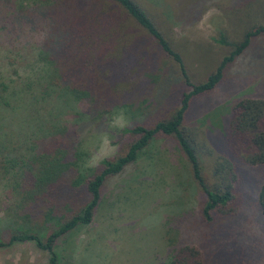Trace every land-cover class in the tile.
Returning a JSON list of instances; mask_svg holds the SVG:
<instances>
[{"label":"rangeland","instance_id":"374dc122","mask_svg":"<svg viewBox=\"0 0 264 264\" xmlns=\"http://www.w3.org/2000/svg\"><path fill=\"white\" fill-rule=\"evenodd\" d=\"M134 1L167 35L195 84L204 81L228 53L229 47L217 42L221 34L227 42L237 41L244 28L264 21V0ZM51 5L50 0H0L1 219L10 214L16 199L2 162L10 153L21 155L30 150L33 144L28 138L39 135L40 123L76 129L89 165L95 166L120 152L117 142L123 127L167 112L178 98L164 95L179 88L178 95L186 87L163 59L156 69L162 74L155 99H166L164 103L143 98L140 105H119L97 114L89 108L88 118L82 119L78 115L86 106L71 103L60 113L59 105L67 97L59 100L46 87L42 77L47 69L38 55L47 31L42 11ZM144 43H148V52H154V45L146 39ZM242 99L264 100V34L252 40L214 90L191 101L185 117V125L197 130V138L212 155L231 158L238 177L234 215L213 214L207 223L202 219L203 197L186 160L172 139L160 137L135 164L108 180L91 224L59 240L57 251L63 263L169 264L173 244H192L200 248L207 264H264V223L258 205L264 166L246 165L229 155L225 135L231 107ZM201 159L208 174L212 159ZM0 264L49 263L46 253L24 243L0 250Z\"/></svg>","mask_w":264,"mask_h":264},{"label":"trees","instance_id":"16d2710c","mask_svg":"<svg viewBox=\"0 0 264 264\" xmlns=\"http://www.w3.org/2000/svg\"><path fill=\"white\" fill-rule=\"evenodd\" d=\"M50 1L51 7L42 11L47 31L38 55L47 69L42 77L46 87L59 100L68 98L59 105L60 113L71 103L86 106L78 115L81 119L88 118L90 109L94 114L110 112L119 105H140L143 98L164 103L166 99H155L159 98L162 74L156 69L163 59L186 87L181 85L183 90L178 95L179 88L164 95L178 98L167 112H158L151 121L123 127L117 142L120 152L95 166L89 165L76 129L55 122L40 123L39 137L31 134L28 138L33 144L30 150L21 155L10 153L2 162L16 199L10 214L0 218V250L32 243L46 253L49 264H64L57 251L59 240L91 224L108 180L135 164L160 137L172 139L186 160L192 181L203 197L202 219L207 223L213 214L234 215L238 177L232 160L212 155L197 138V130L185 125V117L191 101L214 90L252 40L264 34V21L244 28L237 41L227 42L221 34L217 42L229 47L228 53L204 81L195 84L190 82L183 60L167 35L134 0ZM145 39L154 45V52L147 51ZM44 130L46 135L41 134ZM225 133L229 155L246 165L264 166V100L242 99L233 104ZM201 156L212 159L208 174ZM258 205L264 223V178ZM168 263L207 261L199 247L173 244Z\"/></svg>","mask_w":264,"mask_h":264}]
</instances>
